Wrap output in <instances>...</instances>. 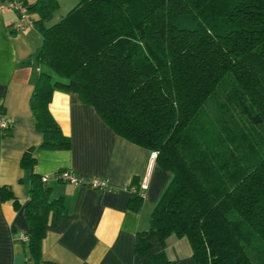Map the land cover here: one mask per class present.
Returning <instances> with one entry per match:
<instances>
[{
    "label": "trees",
    "instance_id": "16d2710c",
    "mask_svg": "<svg viewBox=\"0 0 264 264\" xmlns=\"http://www.w3.org/2000/svg\"><path fill=\"white\" fill-rule=\"evenodd\" d=\"M19 1L43 37L31 60L48 68L30 97L40 147H71L50 106L56 91L76 92L172 172L136 233L139 264H176L166 253L172 234L188 238L194 264H264V0H78L51 25L58 0ZM34 149L21 158L28 259L59 264L44 258L43 241L52 213L67 206L35 172ZM130 188L139 212L137 179ZM5 202L21 207L7 185Z\"/></svg>",
    "mask_w": 264,
    "mask_h": 264
},
{
    "label": "crops",
    "instance_id": "0c3cea01",
    "mask_svg": "<svg viewBox=\"0 0 264 264\" xmlns=\"http://www.w3.org/2000/svg\"><path fill=\"white\" fill-rule=\"evenodd\" d=\"M74 1L58 0V9L72 6ZM4 2L0 0V112L11 127L8 134L0 129V187L10 186L21 207L16 209L12 202L0 206V264H33L28 259L27 241L21 239L28 229L24 207L30 190V171L21 166V158L31 147L35 148V172L48 178L52 196L63 197L67 206L59 218L55 213L50 217L44 258L59 264H139L141 257L134 251L136 233L149 227L153 207L172 172L163 169L149 149L116 134L76 92L56 91L50 106L71 137V147H40L43 137L36 129L30 97L41 69L33 68L31 58L43 37L36 28L14 30L17 12ZM61 170L107 179L110 187L100 190L59 181L56 174ZM134 179L138 186L148 185L139 212L129 207ZM160 249L161 243L153 238L152 251ZM166 253L176 264H194L187 237L170 235Z\"/></svg>",
    "mask_w": 264,
    "mask_h": 264
},
{
    "label": "built area",
    "instance_id": "2783aa9c",
    "mask_svg": "<svg viewBox=\"0 0 264 264\" xmlns=\"http://www.w3.org/2000/svg\"><path fill=\"white\" fill-rule=\"evenodd\" d=\"M5 6H9L17 12L18 19L13 24L14 30L26 31L35 28V17L29 12L28 8L22 1L13 0L7 3ZM10 127L11 125L9 120L5 118L4 115L0 112V129L2 130L3 134H8L10 131ZM156 156L157 153L155 151H152L151 157L155 159ZM43 178L44 180L48 181V178L46 176H44ZM56 179L59 181L71 182L76 185H85L100 190L108 189L110 187L107 179H103L98 176H80L68 170H61L60 172H58L56 174ZM147 187L148 185L146 183H142L139 186L140 194L144 195ZM21 239L25 242L28 241V235L26 233L22 234Z\"/></svg>",
    "mask_w": 264,
    "mask_h": 264
},
{
    "label": "rangeland",
    "instance_id": "374dc122",
    "mask_svg": "<svg viewBox=\"0 0 264 264\" xmlns=\"http://www.w3.org/2000/svg\"><path fill=\"white\" fill-rule=\"evenodd\" d=\"M78 2V0H75L74 1V4H71L72 6H63L61 9H57L56 11H55V14H54V16H53V18L48 22V24L50 25V24H53V23H55V22H57V21H59L60 20V18H61V15H65L69 10L68 9H71L76 3ZM71 7V8H70ZM32 65H33V68L36 70L37 68H39V69H43V70H46V69H48L47 67H46V65H39V64H37V63H35V61H32Z\"/></svg>",
    "mask_w": 264,
    "mask_h": 264
}]
</instances>
